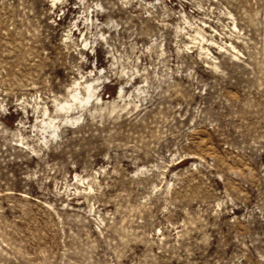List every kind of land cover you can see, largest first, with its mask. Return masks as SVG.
<instances>
[{
	"label": "rangeland",
	"instance_id": "rangeland-1",
	"mask_svg": "<svg viewBox=\"0 0 264 264\" xmlns=\"http://www.w3.org/2000/svg\"><path fill=\"white\" fill-rule=\"evenodd\" d=\"M0 264H264V0H0Z\"/></svg>",
	"mask_w": 264,
	"mask_h": 264
},
{
	"label": "bare ground",
	"instance_id": "bare-ground-1",
	"mask_svg": "<svg viewBox=\"0 0 264 264\" xmlns=\"http://www.w3.org/2000/svg\"><path fill=\"white\" fill-rule=\"evenodd\" d=\"M86 90L88 91V95H87V97L86 98H84V97H81L80 95H78L77 93H73L72 94V100L73 101H78L79 103H82L83 101H85L86 99H88L90 96H91V93H89V91L90 90H92L93 88H92V85L91 84H87L86 86ZM65 104V103H64ZM67 105H68V107L67 108H74V103H66ZM57 106H60L61 108H65L64 106H63V104L60 102V103H57L56 104ZM56 106V107H57ZM54 121H56V118H52V117H50V118H48V121L47 122H45V124H46V126H50V125H52L53 124V122ZM56 123V122H55ZM56 126H58V125H56ZM55 126V127H56ZM57 128V127H56Z\"/></svg>",
	"mask_w": 264,
	"mask_h": 264
}]
</instances>
